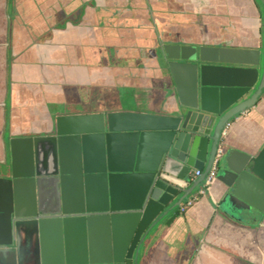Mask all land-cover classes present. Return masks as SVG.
Returning a JSON list of instances; mask_svg holds the SVG:
<instances>
[{
  "label": "water",
  "instance_id": "1",
  "mask_svg": "<svg viewBox=\"0 0 264 264\" xmlns=\"http://www.w3.org/2000/svg\"><path fill=\"white\" fill-rule=\"evenodd\" d=\"M11 29L7 4L4 10L0 5V224L8 226L0 263L18 248L16 230L25 222L18 210L27 202L37 208L31 220L42 247L51 231L46 248L53 252L40 264H142L209 176L220 147L215 180L224 188L221 208L237 222L264 214V145L251 154L225 142L231 121L264 94V36L256 47H230L221 37L189 43L163 36L155 59L170 74L177 98L164 88L165 101L150 112L59 114L49 131L27 136L12 133L3 107ZM194 170L201 173L195 180ZM45 182L57 204L52 212L41 208ZM71 184L77 211L66 209ZM98 224L111 235L101 254L93 240ZM188 245L187 264L194 255L199 264L205 248L223 252L203 239Z\"/></svg>",
  "mask_w": 264,
  "mask_h": 264
},
{
  "label": "crops",
  "instance_id": "2",
  "mask_svg": "<svg viewBox=\"0 0 264 264\" xmlns=\"http://www.w3.org/2000/svg\"><path fill=\"white\" fill-rule=\"evenodd\" d=\"M8 1L0 0V5ZM10 1L18 3L25 27L27 23L35 26L42 12L46 16L58 10L65 11L67 19V29L62 33L66 48L59 50L66 63L64 89L55 90L58 80L52 66L47 69V79L41 73L43 58L40 57L56 54L51 47L54 40H47L49 46L41 49L22 47L19 61L14 62L10 56L13 84L7 121L15 135L33 136V132L49 131L52 119L60 113H95L98 108L88 100L99 92L119 99L120 105H115L118 110L145 113L157 109L165 101L162 82L167 78L157 69L154 50L163 36L179 35L189 43L200 38L208 42L221 37L230 47L263 44L264 8L259 0ZM9 15L12 19L11 11ZM15 34L12 19L9 47L13 53ZM24 35L28 37V31H24ZM1 49L4 48L0 47V57L3 56ZM47 62L52 63V59ZM171 95L177 98L175 88ZM53 102L63 105L54 115L47 107ZM225 142L251 154L264 145V94L257 106L231 121ZM71 185L66 188V209L77 211L80 206ZM223 190V185L214 180L207 194L165 231L142 264H187L184 246L190 239H203L223 251L218 253L205 248L204 258L214 259L222 254L238 256L247 252L250 244L264 236L262 228L254 218L244 224L225 213L221 208ZM260 194L264 196V190ZM41 198L43 210H57L48 182L43 183ZM36 212L37 208L27 202L19 208L18 213L25 222L16 230L15 245L18 241V248L11 259L5 258L1 264H20V260L22 264H40L43 257L53 252L46 248L52 240L48 229L41 246L38 227L31 220ZM101 224L93 233L99 254L107 252L103 245L107 236L111 237ZM7 233L8 226L1 223L0 243L8 242ZM240 243L246 247L241 248Z\"/></svg>",
  "mask_w": 264,
  "mask_h": 264
},
{
  "label": "flooded vegetation",
  "instance_id": "3",
  "mask_svg": "<svg viewBox=\"0 0 264 264\" xmlns=\"http://www.w3.org/2000/svg\"><path fill=\"white\" fill-rule=\"evenodd\" d=\"M14 2L15 3L13 4L9 0L8 3H6L8 13H10V11L12 13L13 25H14L15 30H16V34H15V38H14L15 40H14V44L12 46V48H14V53L11 52L10 47H9V51H7L9 54V62H8L9 69L12 70V64H13V62H10V56H13L14 62L19 61L18 60L20 58L19 51L22 47L26 46V48L30 47V48L41 49L42 47L49 46L47 43V40H54V43L51 44V47H52V49L55 50V52L54 51L53 52L56 54L53 55L52 53H48L45 56L40 57L41 59L43 58V61H42L43 65L40 64V67H43V68H41V73H42V77L47 79L48 78L46 75L47 71H48L47 69L52 66L54 69L55 75H56V79L58 80V83L55 87V90L57 91L59 89H64V86L66 85L65 84L66 71L64 72L66 63H64V58L62 57V55H60L59 50H60V48H64V47L66 48V43L62 38V33L65 32L67 29L66 12L58 10L57 12L56 11L51 12L50 14H48L46 16H45V13L42 12L40 15L41 17L36 20L37 22L35 23V26L32 24L29 25V23H27L26 27H25L24 21L21 20V12L19 11V5H18V3H16V1H14ZM6 4H2V10H4V6H6ZM23 28H24V31H28V37H26L24 35ZM26 38H28V39H26ZM41 54H43V53L41 52ZM50 59H52V63L47 62V60H50ZM16 65H17V63H16ZM156 65H157V69L162 71V73H164L165 77L167 78V79H164V81L162 82V90L164 88H167L169 93L173 94L175 87H174V84H173V81L171 79L170 74L167 73L166 71H164L162 65L158 61H157ZM16 76H18V75L16 74ZM9 77H10V73H9V76H7L8 80H9ZM4 93H3V91L0 92V99L2 98ZM18 94H19V92H18ZM93 100H94V98L92 100L89 99L88 103L95 106V108H98L96 112L123 111V110H118L115 107L116 104L120 105L119 99H113L114 101H117V102H113V106H110V107H106V105H104L102 103L96 104V103H94ZM17 106L18 105L15 104V107H17ZM100 106H103V107H100ZM47 107H48L49 112L52 115H54L58 111V108H60V109L63 108V105H59L58 102H53V103H49ZM108 110H111V111H108ZM126 111H129V110H126ZM132 112H135V111H132ZM63 114H65V113H60V115H63ZM191 178L193 180H195L197 178L195 176V173L192 174ZM209 186H208V188H209ZM198 190H199V188L196 189L192 195L196 194L198 192ZM207 191H208V189H207ZM206 194H207V192H206ZM183 204L181 205V207L179 209V212L181 215L185 214L188 210L187 209L184 212L182 211ZM257 212H255V216L253 218L257 220L256 222L258 223V226L262 228V231L264 234V214H262L260 212L257 213ZM242 223L246 224L247 222H242ZM239 246L241 248L246 247V245L241 244V243L239 244ZM204 255H202V259L200 256L199 264H264V236L260 240L256 241L254 244H250L249 249L247 248V252L239 254L238 256L237 255H228L229 257H226V255H218V257H215L214 259H209V257L204 258ZM191 260H192L191 263L197 264L198 259L196 258L195 255L193 256V258Z\"/></svg>",
  "mask_w": 264,
  "mask_h": 264
},
{
  "label": "built area",
  "instance_id": "4",
  "mask_svg": "<svg viewBox=\"0 0 264 264\" xmlns=\"http://www.w3.org/2000/svg\"><path fill=\"white\" fill-rule=\"evenodd\" d=\"M222 154V148L220 147L217 151V156L215 163L213 165V168L207 177V179L204 181L203 185L199 188L198 192L194 195H192L190 198H188L185 203L182 206V211L184 212L187 210L189 207L193 206L194 203L199 201L203 196L206 195L208 186L211 184L213 180L216 178V173H217V158ZM201 173L199 171H196L195 176L199 177Z\"/></svg>",
  "mask_w": 264,
  "mask_h": 264
},
{
  "label": "rangeland",
  "instance_id": "5",
  "mask_svg": "<svg viewBox=\"0 0 264 264\" xmlns=\"http://www.w3.org/2000/svg\"><path fill=\"white\" fill-rule=\"evenodd\" d=\"M10 69H9V72L8 73H10ZM8 82V89H9V91H8V93H9V98L7 99V101H6V103H4V109H7V110H9L10 109V95H11V92H12V79H10V77H9V80L7 81ZM5 98H3V100H4ZM94 103H96V104H100V103H102V104H104V105H106V107H110V106H113V102H117V101H114L112 98H111V95L110 96H108V93H104V92H99V93H97L95 96H94ZM103 105V106H104ZM103 106H101V107H103Z\"/></svg>",
  "mask_w": 264,
  "mask_h": 264
},
{
  "label": "clouds",
  "instance_id": "6",
  "mask_svg": "<svg viewBox=\"0 0 264 264\" xmlns=\"http://www.w3.org/2000/svg\"><path fill=\"white\" fill-rule=\"evenodd\" d=\"M173 175H175V173H173ZM179 183V181H177Z\"/></svg>",
  "mask_w": 264,
  "mask_h": 264
},
{
  "label": "bare ground",
  "instance_id": "7",
  "mask_svg": "<svg viewBox=\"0 0 264 264\" xmlns=\"http://www.w3.org/2000/svg\"><path fill=\"white\" fill-rule=\"evenodd\" d=\"M1 264V263H0Z\"/></svg>",
  "mask_w": 264,
  "mask_h": 264
}]
</instances>
